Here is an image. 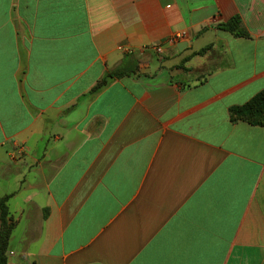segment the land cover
Segmentation results:
<instances>
[{"label":"crops","instance_id":"crops-1","mask_svg":"<svg viewBox=\"0 0 264 264\" xmlns=\"http://www.w3.org/2000/svg\"><path fill=\"white\" fill-rule=\"evenodd\" d=\"M262 91L264 0H0L6 264H264Z\"/></svg>","mask_w":264,"mask_h":264},{"label":"trees","instance_id":"trees-1","mask_svg":"<svg viewBox=\"0 0 264 264\" xmlns=\"http://www.w3.org/2000/svg\"><path fill=\"white\" fill-rule=\"evenodd\" d=\"M217 29L225 31L235 37L248 38L247 31L241 26L238 16L231 17L228 21L220 23ZM210 46L202 48L195 54H204ZM126 65L119 66L109 71L104 79L98 83L92 91H97L108 83V79L119 78L126 73ZM229 118L231 122H246L252 125L264 126V91L253 96L249 101L240 105L229 108ZM8 197H0V264L7 262V248L14 223L11 220L6 206Z\"/></svg>","mask_w":264,"mask_h":264},{"label":"built area","instance_id":"built-area-1","mask_svg":"<svg viewBox=\"0 0 264 264\" xmlns=\"http://www.w3.org/2000/svg\"><path fill=\"white\" fill-rule=\"evenodd\" d=\"M188 38V35L186 32L184 31H180V32H177V33H174L169 39H168V42L172 45H175V44H178L182 41H186ZM153 50L157 53V54H161L162 53V46L161 45H158V46H155L153 48Z\"/></svg>","mask_w":264,"mask_h":264},{"label":"water","instance_id":"water-1","mask_svg":"<svg viewBox=\"0 0 264 264\" xmlns=\"http://www.w3.org/2000/svg\"><path fill=\"white\" fill-rule=\"evenodd\" d=\"M185 46H186V43H179V44L177 45L178 49H182V48L185 47Z\"/></svg>","mask_w":264,"mask_h":264}]
</instances>
